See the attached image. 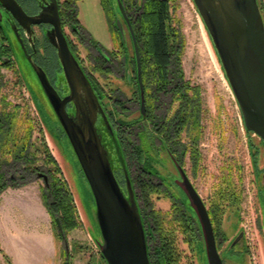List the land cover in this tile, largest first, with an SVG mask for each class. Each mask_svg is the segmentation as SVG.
Instances as JSON below:
<instances>
[{"label": "rangeland", "instance_id": "rangeland-1", "mask_svg": "<svg viewBox=\"0 0 264 264\" xmlns=\"http://www.w3.org/2000/svg\"><path fill=\"white\" fill-rule=\"evenodd\" d=\"M142 2L143 0H125V4L131 9L132 5H136L135 8L138 9ZM260 2L264 10V0ZM76 7L85 30L81 31L80 36L69 27L66 31L76 45L79 57L92 70L99 86L104 88L107 107L113 110V97L120 93L128 97L131 92V83L127 80L131 76V59L134 56L130 35L126 29L127 40L124 42L117 31L116 14L111 0H78ZM171 13L174 17L173 25L185 41L182 54L185 80H189L191 86L199 88L201 99V158L194 165L189 152L184 158V166L195 181L207 207L213 197L217 196V192H228L226 199L222 200L225 211L220 224H216L218 240L228 238L219 249L224 264H264V188H259L258 179L259 173L264 171L262 142L244 127L239 105L194 1L172 0ZM91 38L99 41L106 52L117 58L111 63L114 70L94 67L93 58L98 51ZM123 60L126 61L125 77L121 76L123 68L119 63ZM2 97L7 103L5 110L17 114L15 131L24 133L32 125V150L38 157L36 164L42 166L45 172L51 170L52 174L67 181L81 225L71 230L67 241H64L55 236V226L50 215L54 239L41 238L40 242L34 240L32 236L36 230L43 228L45 214L32 201L30 193L18 192L16 200L1 202L5 221L9 216L7 224L13 225V231L18 235L10 238L3 218L0 219V264H65L67 257H71L70 264H106L93 239L101 236L93 215L94 196L68 136L59 121L45 113L39 101L32 96L18 65L0 59V107ZM178 104L177 101L171 105L169 116L177 109ZM117 116L126 122L135 117V113L120 112ZM187 133L183 132L182 136L183 142L188 144L190 136ZM142 136L143 140L133 134L128 138L144 145L146 140ZM49 152L57 158L62 172L57 170L58 165L49 161ZM8 154V158H12L11 153ZM152 160L155 162V170L168 189L155 185L148 190L145 186V198L142 195L143 188L139 187L142 208L145 213L151 214L150 221L156 222L155 216L158 214L160 217L167 214L165 228L177 226L174 238L177 262L174 264H209L206 242L196 230L195 224L185 229L180 226V221L173 222L172 225L170 223L177 203L175 198L185 201V193L176 181L179 172L174 158L167 156L166 151L162 150ZM16 166L21 167L22 164L18 163ZM134 171L136 174L139 172ZM141 177L148 179L142 174ZM28 180L24 185L8 188L27 186L39 189L41 193L45 179L33 175ZM18 181L24 182V179ZM189 211L192 212L190 209ZM155 230L157 241L159 230L157 227ZM241 230L245 231V247L237 245L231 248ZM196 239L200 242L196 243Z\"/></svg>", "mask_w": 264, "mask_h": 264}, {"label": "water", "instance_id": "water-1", "mask_svg": "<svg viewBox=\"0 0 264 264\" xmlns=\"http://www.w3.org/2000/svg\"><path fill=\"white\" fill-rule=\"evenodd\" d=\"M193 1L235 95L244 127L261 140L264 154V10L261 2ZM111 2L123 41L127 40L126 29L130 35L142 85L140 49L131 17L124 0ZM0 3L19 18L30 35L32 24H52L46 36L57 49L61 64L58 78L65 85L63 95L52 84L46 70L29 53L13 26L19 54L18 67L43 111L59 121L90 185L94 196L93 215L101 233L100 237H92L101 255L107 264H152L144 216L118 131L104 101L69 44L58 1L51 0L41 12L32 16L16 0H0ZM118 170L123 171L124 184L116 174ZM180 172L186 191L184 204L188 211L193 212L189 211L201 229L209 264H224L206 202L186 171L181 168ZM258 179L259 188H264V171L259 173ZM237 245L242 248L246 245L244 230L237 233L230 247Z\"/></svg>", "mask_w": 264, "mask_h": 264}, {"label": "trees", "instance_id": "trees-1", "mask_svg": "<svg viewBox=\"0 0 264 264\" xmlns=\"http://www.w3.org/2000/svg\"><path fill=\"white\" fill-rule=\"evenodd\" d=\"M171 1L143 0L133 13L131 20L139 44L145 78L151 93L155 96V100H160L161 98L166 102L165 98L171 97V103L179 101L177 109L171 116L163 117V113L161 114L162 116H159V121L164 119V127H166L163 131L160 129L157 131L165 133L169 139L175 140V145H177L178 139L182 137V133L188 132L190 142H192L189 149L191 150L192 158L197 163L198 158H201L199 141L203 133L200 119V91L199 88L191 86L189 80H185L182 64L185 41L173 25L174 17L171 13ZM76 6L74 4L72 8L67 10L81 34L84 27L79 20ZM117 31L120 33L119 29ZM91 41H94V44L98 43L93 38H91ZM5 101V98L2 97L0 107V195L10 186L15 187L28 183V178L33 175L42 176L45 179V185L41 189V194L44 204L52 217L55 226V236L67 241L68 233L81 225L76 205H74L73 193L66 180L52 174L51 170L45 172L42 166L36 164L38 157L32 150L33 127L30 125L24 133L15 131L17 114L5 110L7 106ZM132 145V143L128 142L127 151L131 154V160L140 164L138 167L142 169L140 172L142 171L143 176L148 173L153 174L154 171L148 170L151 167L143 162L145 159L144 150L141 147H139V150L137 146V148H134ZM47 147L48 145H46V150L48 151ZM9 152L12 158H8ZM48 157L49 161L58 165V161L52 153L49 152ZM18 163H21L22 166H16ZM57 170L62 172L59 165ZM116 174L121 183L124 184L123 171L118 170ZM19 179H24V182H19ZM152 182L150 176L148 179L144 178L139 182V187L143 188L142 195L145 198L147 194H145L146 190L144 187L146 186V189L150 190L153 187ZM224 192H217L215 194L217 196H214L211 202V216L215 229L216 224H220V219L225 211L222 207V200L226 199V193L228 192ZM229 194L231 197V193ZM138 199H141L140 195H138ZM176 199L181 201L180 198ZM230 200L232 201L233 198H230ZM174 209V217L170 221L171 225L173 222L180 221V226L187 229L195 224L196 230L202 235L196 218L189 213L184 203H175ZM155 219L156 222L155 220L154 222L158 224V226L156 224L155 226L159 230V239H157L154 246L149 243L151 262L152 264H174L175 261L177 262L174 243L177 226L169 229L165 228L167 214L162 217L158 214ZM70 259L71 257H67L65 264H70Z\"/></svg>", "mask_w": 264, "mask_h": 264}, {"label": "flooded vegetation", "instance_id": "flooded-vegetation-1", "mask_svg": "<svg viewBox=\"0 0 264 264\" xmlns=\"http://www.w3.org/2000/svg\"><path fill=\"white\" fill-rule=\"evenodd\" d=\"M16 1L23 7L24 11L28 15H31V16L38 14L39 12H41L43 7L51 3V0H16ZM57 1H58V8H59L60 16L62 19L63 29L68 38L69 44L72 50L74 51V53L76 54V56L78 57L84 70L88 74L89 78L91 79L95 87V90L99 94L100 98L104 101L105 99L104 98V94H105L104 88L99 86V83L94 77L92 70H89L88 67L82 61V59L79 57L78 52L76 51V48H75L76 45L73 44L74 42L70 39L66 31L67 28L69 27L71 28L72 32L80 36L78 26L71 19V17L69 16V12L67 10V9L72 8L74 4L77 5L78 0H57ZM125 5H126L127 13L132 19V15L136 8L135 6H133L131 9L128 4H125ZM13 26L20 33V36L24 40V43L29 53L32 55L35 61L46 70L52 84L56 87L58 92L61 95H63V92L65 91L64 89L65 85L63 81H60L58 78V74L61 72V64L59 62L57 49L49 41V39L46 36V31L52 27V24L34 23L32 24L33 32L30 35L25 29V27L23 26V24L21 23V21L19 20V18L16 15H14L11 11L7 10L6 7L0 3V59H2L6 63H10V64L16 63L18 65L19 54H18V49L16 45L17 38L14 32ZM97 42L98 43L96 44V49L98 51V54L95 55L93 58V60L95 61L94 67L96 68L101 67L105 70L107 69L111 71L114 70L113 68H111L112 67L111 63L113 62V59L117 60V58L114 57L113 54L110 55L108 52H106L102 44L99 41ZM140 58H141V54H140ZM131 61H132L131 62L132 64L131 76L127 79L129 84L131 83L130 84V87H131L130 95L128 97H125V95L121 93L119 95H115L113 97L114 98L113 99V103H114L113 110L107 107V104L105 101H104V105L107 108L108 114L112 117L114 127L118 131L119 138L122 141L124 151L126 153V157L128 158L127 161L130 165L131 176H132L134 187L136 189L137 194L140 195L139 182L141 180L140 176L142 174V171L140 172V170L142 169L138 167L140 164L134 163L133 160H131V154L127 151L128 142L133 144L132 147L134 148L141 147L144 150L145 159L143 162H145L146 165L151 167V169H148V168L146 169L150 170L151 172L154 171L153 174L148 173L146 175L147 177L150 176V178L152 179L153 181L152 186L157 185V187H160V188L166 187L163 178H161V176L158 175V173L156 172L155 162L152 160V157H154L155 154L159 155L160 151L162 152V150H165L167 153V156L168 155L171 156V158H174L176 162V168L179 172V176L177 177L176 181L178 185L181 187V189L184 191V193H186V191H185V187L183 184V176H182V173L180 172L181 168H183L186 171L193 185L198 189L195 181L190 176L188 170L184 166V162H185L184 158L189 152H191L189 148L192 142H189L188 144L183 142V136H182L181 138L178 139L177 145H175V140L169 139L165 133H159V131H157L158 129L163 131L164 128L166 127V126L164 127L165 125L164 119H161V121H159V116L162 113H163V117L169 116L168 114L169 109L171 105L174 104V103H171L172 98L169 97L168 99H165L166 102H164V100H162L161 98L160 100L159 99L155 100V96L151 93L150 87L147 84V81L145 78V73H144L143 65H142V59H141L142 85L140 83L138 64H137L135 53ZM119 63L121 64V67L123 68V75L121 76L125 77L126 72H127L126 61L123 60ZM143 104H144V107H143ZM68 106H70V103H68ZM120 112L135 113V117L131 118L129 121L123 122V120L119 119V117L117 116L119 115ZM132 134L136 135L139 138V140L140 139L143 140L142 135H144L146 144L142 145L140 142H133L131 139L128 138L129 135H132ZM135 151L136 153H138L137 150ZM192 161H193V164L195 165L196 162L194 161L193 158H192ZM198 161H199V158H198ZM134 169L139 171L138 174H136ZM154 179H157L159 181L154 182L155 181ZM176 202L184 203L182 199L181 201L176 199ZM140 205H141V201H140ZM211 205L212 203L208 206L210 216H211V211H212ZM141 209H142V213H143L144 220L146 223L148 242L150 243L151 246H154L155 241H156L155 222H153V220L150 221V219H152L151 214L145 213L144 209L142 208V205H141ZM211 219H212V216H211ZM215 233H216L218 249H220V247L223 245V243L228 238L226 239V237H222L221 240H218L219 236L217 234L216 229H215ZM197 242H200V241L196 239V243Z\"/></svg>", "mask_w": 264, "mask_h": 264}, {"label": "crops", "instance_id": "crops-1", "mask_svg": "<svg viewBox=\"0 0 264 264\" xmlns=\"http://www.w3.org/2000/svg\"><path fill=\"white\" fill-rule=\"evenodd\" d=\"M18 192H22V193H30L32 201L36 202L37 206L44 212V217H45V221L43 222V228L42 229H37L36 232L34 233V235L32 236L34 240H37L38 242H40V239L44 238V239H54L53 236V230H52V225H51V220H50V214L43 202L41 193L39 189L36 188H31V187H18V188H8L6 189L1 195H0V219L3 218L4 223H5V228L8 232V235L10 238H16L18 234L15 233V231H13V225L9 226L7 224V222L10 220L9 216L7 217L6 221L3 217V210L1 207V202L3 200L6 201H14L17 199V193ZM23 196V195H22ZM29 200V199H27ZM23 236V235H22ZM263 263H264V259Z\"/></svg>", "mask_w": 264, "mask_h": 264}, {"label": "bare ground", "instance_id": "bare-ground-1", "mask_svg": "<svg viewBox=\"0 0 264 264\" xmlns=\"http://www.w3.org/2000/svg\"><path fill=\"white\" fill-rule=\"evenodd\" d=\"M208 51V50H207ZM209 56V55H208Z\"/></svg>", "mask_w": 264, "mask_h": 264}]
</instances>
